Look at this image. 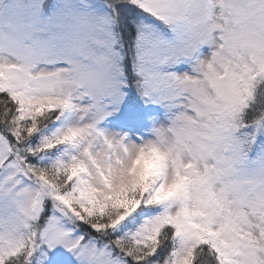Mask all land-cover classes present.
I'll use <instances>...</instances> for the list:
<instances>
[{
    "label": "snow or ice",
    "instance_id": "6c2138e0",
    "mask_svg": "<svg viewBox=\"0 0 264 264\" xmlns=\"http://www.w3.org/2000/svg\"><path fill=\"white\" fill-rule=\"evenodd\" d=\"M0 264H264V0H0Z\"/></svg>",
    "mask_w": 264,
    "mask_h": 264
}]
</instances>
